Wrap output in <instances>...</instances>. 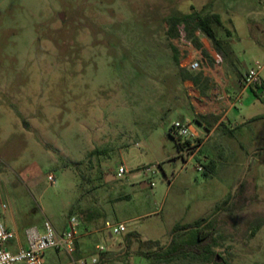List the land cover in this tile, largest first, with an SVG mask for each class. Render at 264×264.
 Returning a JSON list of instances; mask_svg holds the SVG:
<instances>
[{
	"label": "rangeland",
	"instance_id": "rangeland-1",
	"mask_svg": "<svg viewBox=\"0 0 264 264\" xmlns=\"http://www.w3.org/2000/svg\"><path fill=\"white\" fill-rule=\"evenodd\" d=\"M192 11L221 15L232 80L264 65V0H0V204L23 246L27 228L50 220L61 231L77 216L76 258L88 264H264V69L186 165L170 135L202 102L184 79L180 33L168 35L170 17ZM107 220L126 231H102ZM196 222L209 262L146 255ZM130 234L142 246L127 248Z\"/></svg>",
	"mask_w": 264,
	"mask_h": 264
},
{
	"label": "built area",
	"instance_id": "built-area-1",
	"mask_svg": "<svg viewBox=\"0 0 264 264\" xmlns=\"http://www.w3.org/2000/svg\"><path fill=\"white\" fill-rule=\"evenodd\" d=\"M179 33L182 42L185 44V50H187V46L190 45L191 41L187 39L184 26L180 27ZM184 67L191 72L199 71L202 67V61L198 58L187 59ZM263 69L264 65L257 61L255 67L244 75L241 81L242 87H261L263 84L261 78ZM241 102L242 92L237 95L234 104L236 106ZM170 134L175 137L181 151L186 154V158H184L186 165L202 147L203 139L192 132L189 123L183 121H176L171 127ZM188 140H192V143L187 144ZM153 168L146 167L145 172H154ZM198 169L202 170V166L200 165ZM126 173L127 169L121 166L115 178H122ZM48 180L50 183L55 182L53 176H49ZM9 208L7 202L0 204V264H46L45 256L49 250L64 251L69 256V261L64 264H88L85 258H76L79 240L85 235L81 230V221L77 216H70L65 228L61 231L57 230L50 220L44 222L43 231H40L38 227L27 228V243L23 246L18 232L6 223L5 215ZM102 231H109L111 235L120 234L126 231V225L107 220L103 224ZM13 242L16 243L14 247L10 244ZM97 248L101 253L105 251L102 246H97ZM96 262L97 259L94 258L92 264H96Z\"/></svg>",
	"mask_w": 264,
	"mask_h": 264
},
{
	"label": "trees",
	"instance_id": "trees-1",
	"mask_svg": "<svg viewBox=\"0 0 264 264\" xmlns=\"http://www.w3.org/2000/svg\"><path fill=\"white\" fill-rule=\"evenodd\" d=\"M184 26L187 39L197 48H201L200 35L207 37L215 50L223 57V59H232L233 51L231 45L224 39L219 38L218 30L223 28V21L220 14H202L197 11H192L183 15H174L169 20L168 35L171 39H175L179 36V28ZM175 50V59L179 62V53ZM205 57L208 54L203 50ZM184 79L192 81L194 85L200 89L203 95H206L209 89V79L200 72L187 71L184 74ZM218 121V117L214 115H201L196 114L194 116V122L205 125L210 130L213 123ZM171 135V134H170ZM171 137L176 141L178 148L180 145L174 136ZM201 142V139L199 140ZM192 140H188L187 144H191ZM215 168L214 163H210L206 169V173L210 174ZM203 222H196L194 224L182 225L178 224L173 231V239L167 247H160L154 252H147L146 255L153 258L160 256L163 260L171 262L180 258H189L188 256L199 255L203 262H209L211 260L210 255L212 254L210 244L206 242L209 239V235L204 232L201 228ZM133 239H138L141 243L143 242L138 238L136 234H130L126 237V247L128 248ZM153 244V243H149ZM162 254V255H160ZM196 258V257H194Z\"/></svg>",
	"mask_w": 264,
	"mask_h": 264
},
{
	"label": "crops",
	"instance_id": "crops-1",
	"mask_svg": "<svg viewBox=\"0 0 264 264\" xmlns=\"http://www.w3.org/2000/svg\"><path fill=\"white\" fill-rule=\"evenodd\" d=\"M198 36L200 37L199 39L202 47L197 48L190 43V45L187 46V50L190 53L188 59H201L203 67L201 72L209 79V89L206 95H203L198 88H196L195 91L190 89V91H194L193 93L195 96L198 95L202 99V102L200 100H198L199 102L193 100L192 104L196 108L195 115H214L218 117V121L212 124L210 130H208L205 125L193 122L195 115L192 118L187 116V118H184V121L190 124L193 133L203 139V146L209 135L220 124H223L229 115L237 110L238 105L235 106L234 104L237 95L241 92L242 95L249 91L255 92L257 87L243 88L241 81L245 74H240L239 72H237L235 79L232 80V73L226 68L225 60L218 51L215 50L211 41L200 34H198ZM203 50L208 54V57H205ZM186 84H191L192 86L190 88L193 86L194 88L196 87L191 81L186 82Z\"/></svg>",
	"mask_w": 264,
	"mask_h": 264
},
{
	"label": "water",
	"instance_id": "water-1",
	"mask_svg": "<svg viewBox=\"0 0 264 264\" xmlns=\"http://www.w3.org/2000/svg\"><path fill=\"white\" fill-rule=\"evenodd\" d=\"M60 18L63 19V15L60 14ZM112 178H114V174H113V170L109 171V176L106 178V181L111 180Z\"/></svg>",
	"mask_w": 264,
	"mask_h": 264
}]
</instances>
